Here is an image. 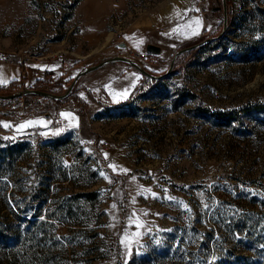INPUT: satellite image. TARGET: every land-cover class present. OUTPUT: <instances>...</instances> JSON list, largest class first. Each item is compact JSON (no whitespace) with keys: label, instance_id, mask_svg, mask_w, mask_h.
<instances>
[{"label":"rangeland","instance_id":"rangeland-1","mask_svg":"<svg viewBox=\"0 0 264 264\" xmlns=\"http://www.w3.org/2000/svg\"><path fill=\"white\" fill-rule=\"evenodd\" d=\"M227 7L221 35L223 0H0V60L73 68L1 94L65 93L113 55L165 74L218 37L160 79L118 61L63 99H0V264H264V0ZM125 67L141 80L114 101Z\"/></svg>","mask_w":264,"mask_h":264},{"label":"crops","instance_id":"crops-1","mask_svg":"<svg viewBox=\"0 0 264 264\" xmlns=\"http://www.w3.org/2000/svg\"><path fill=\"white\" fill-rule=\"evenodd\" d=\"M201 19H199L198 24L200 28L202 27ZM188 24H190V22L186 24V28ZM192 24L193 23L191 21V24L188 26L190 27ZM37 54L38 55H36V58L33 60L20 59L15 62L0 60V65L4 64L11 66L14 70L13 78L7 79L1 78L0 76V85H6L14 80H17L22 75H27L28 72L29 75L34 73L35 78H37L42 77L44 73L53 72L61 74L67 72L69 69H73L71 65H68V57L63 50L60 51L59 49L48 47V49L46 48V50H41L37 52ZM30 69L31 71H29ZM124 69L125 70L119 75H114L113 78H109L105 81V87L114 101H121L130 97L136 90V86L141 80V74L137 70L130 69L129 67H125Z\"/></svg>","mask_w":264,"mask_h":264},{"label":"water","instance_id":"water-1","mask_svg":"<svg viewBox=\"0 0 264 264\" xmlns=\"http://www.w3.org/2000/svg\"><path fill=\"white\" fill-rule=\"evenodd\" d=\"M223 2H224V9H225V13L226 14H225L224 29H223V32L221 33V35L225 32V30L228 27L227 0H223ZM216 38H218V37L209 38V39L204 40L202 42L195 43L193 45H190V46H187V47H184V48L180 49L176 53V56H175V58H174V60H173V62L171 64L169 70L165 74L156 75V74L150 72L141 63H139L138 61H136V60H134V59H132V58H130L128 56L113 55L111 57L103 59L101 62H99L97 64L85 67L82 71H80L78 73V75L75 77L74 81L72 82L71 86L69 87V89L65 93L57 94V93H54V92L45 91V90H41V89H25V90H21V91H18L16 93H12V94H1L0 93V99H13V98L20 97L22 95L29 94V93H37L39 95L46 96V97L53 98V99H63V98H66L67 96H69L71 94V92L74 89V86L76 85L77 81L79 80V78L81 76H83L84 74L90 73V72H92L94 70H97V69H99V68H101V67H103V66H105L107 64H110V63H113V62H118V61L127 62V63L131 64L132 66L136 67L141 73H143L146 76H149V77L154 78V79H160V78L165 77L167 74H169L172 71V68L174 67L175 62H176V58L180 54L185 53V52L190 51V50H193V49H195V48H197L199 46H202L203 44L207 43L208 41L214 40ZM120 45L121 46H125V43H121ZM147 50H148L149 53L158 54V53L161 52L162 49H161L160 46L155 45L153 43H150L147 46Z\"/></svg>","mask_w":264,"mask_h":264},{"label":"snow or ice","instance_id":"snow-or-ice-1","mask_svg":"<svg viewBox=\"0 0 264 264\" xmlns=\"http://www.w3.org/2000/svg\"><path fill=\"white\" fill-rule=\"evenodd\" d=\"M62 116H65V117H69L71 114L70 113H61ZM34 124H40V125H43V126H46L45 125V122L44 121H26L24 124H21L17 131H21L29 126H33ZM5 126H8V125H5ZM110 167H113L115 168V165H110ZM101 175H103V173H101ZM139 226V225H137Z\"/></svg>","mask_w":264,"mask_h":264},{"label":"trees","instance_id":"trees-1","mask_svg":"<svg viewBox=\"0 0 264 264\" xmlns=\"http://www.w3.org/2000/svg\"><path fill=\"white\" fill-rule=\"evenodd\" d=\"M225 114H231L232 116L234 115L235 116V113L234 112H231V113H222V112H218L217 115L218 116H225Z\"/></svg>","mask_w":264,"mask_h":264}]
</instances>
